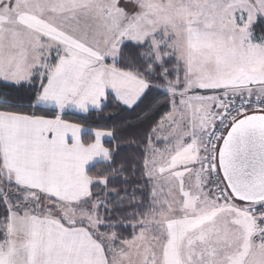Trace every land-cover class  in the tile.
Masks as SVG:
<instances>
[{
	"label": "snow or ice",
	"instance_id": "obj_1",
	"mask_svg": "<svg viewBox=\"0 0 264 264\" xmlns=\"http://www.w3.org/2000/svg\"><path fill=\"white\" fill-rule=\"evenodd\" d=\"M0 264H264V0H0Z\"/></svg>",
	"mask_w": 264,
	"mask_h": 264
}]
</instances>
